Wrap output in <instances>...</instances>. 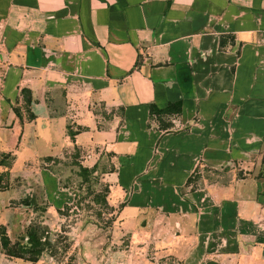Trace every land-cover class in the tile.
<instances>
[{"label":"crops","instance_id":"obj_1","mask_svg":"<svg viewBox=\"0 0 264 264\" xmlns=\"http://www.w3.org/2000/svg\"><path fill=\"white\" fill-rule=\"evenodd\" d=\"M66 155L128 264H264V0H0V224L61 207Z\"/></svg>","mask_w":264,"mask_h":264},{"label":"rangeland","instance_id":"obj_2","mask_svg":"<svg viewBox=\"0 0 264 264\" xmlns=\"http://www.w3.org/2000/svg\"><path fill=\"white\" fill-rule=\"evenodd\" d=\"M77 163L80 162L66 155L62 162L56 164L59 167L58 184L68 193L60 208L47 211L46 203L35 202L36 206H31V211L18 214L19 218L27 220L26 225H3L10 244L24 234L28 224L37 227L45 237L37 260L9 255L0 242V264H128L129 261L120 253L122 249L129 248L128 236L120 233L113 237L118 228L112 227L113 214L106 211V203L103 202L107 196L105 181L95 171L83 179ZM19 240L24 241L25 238ZM137 261L139 258H132L131 264H137Z\"/></svg>","mask_w":264,"mask_h":264},{"label":"trees","instance_id":"obj_3","mask_svg":"<svg viewBox=\"0 0 264 264\" xmlns=\"http://www.w3.org/2000/svg\"><path fill=\"white\" fill-rule=\"evenodd\" d=\"M26 91H27L26 88L20 89V92H21L22 97H23V106L27 109L31 98H30V96H27V97L24 96ZM177 110H178L177 102H168L162 108H154V107L150 106L149 111H150V113L156 112L157 114H165V117H166L172 113H176ZM16 114H17V112H16ZM17 115H18V117H20L19 114H17ZM26 116H27V118H31L33 116V114L30 111H28ZM7 155L8 154H4L3 156H7ZM74 161H77V160H74ZM0 163L8 164V162L5 161L3 158H0ZM77 164H78V169L80 171V174L83 175V179H86V174L91 173L95 169V164H92L91 166H84L80 163H77ZM194 176H195V172L192 171L188 175L187 180L188 181L193 180ZM0 178H1V173H0ZM104 191L105 192L108 191L107 184H105V186H104ZM22 201H26L25 198H23ZM103 202H104V204L106 203L105 200H103ZM108 208H109V206L106 203V208H105L106 211ZM23 238H25L24 241L19 240V239H23ZM0 242H1V245L4 247L5 252L7 254L17 256V257H21L24 259H28L30 261H35V260H37L38 255L44 246L45 237L42 236V234L38 232L37 227L35 225L28 224V226L25 228L24 234H22L20 236V238H18L17 240H15L14 242H12L10 244L9 238L6 235V233L4 232L3 225L0 224Z\"/></svg>","mask_w":264,"mask_h":264}]
</instances>
